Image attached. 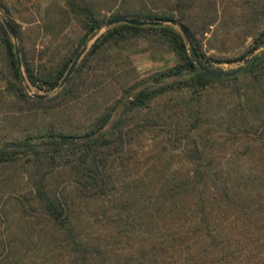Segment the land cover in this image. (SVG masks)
Listing matches in <instances>:
<instances>
[{"label":"trees","instance_id":"1","mask_svg":"<svg viewBox=\"0 0 264 264\" xmlns=\"http://www.w3.org/2000/svg\"><path fill=\"white\" fill-rule=\"evenodd\" d=\"M196 1L201 0H112L117 5L109 8L107 21L131 18L162 24L114 25L95 40L88 55L107 45L130 44L146 37L154 49L172 53L175 65L121 88L118 102L104 107L81 131L51 123L36 135L0 142V169L12 168L25 177L29 191L22 198L27 204L32 201L35 206L31 209H39L47 225L57 231V245L67 251L69 264H107L116 246L132 239L142 241L136 252L123 258V264H163L169 257L177 258V264L189 260L247 264L235 254L247 246L246 239H252L249 226L257 222L260 214L264 216V169L233 167L230 163L224 166L221 162L214 165L206 149L208 143L215 142L211 138L214 132L228 139L241 137L247 152L251 146L264 145V51L234 77H203L179 31L180 27L186 30L199 61L212 68L211 58L205 55L185 20L186 11ZM66 3L68 21L74 20L83 33L78 45L107 23L92 0ZM0 8L7 10L3 0ZM252 11L249 18L257 24V32L251 36V47L235 61L264 44V10ZM6 18L16 36L29 86L45 92L56 90L77 48L46 67L42 62L46 54L38 52L37 59L28 56L20 26ZM86 61L75 68L55 96H30L17 66L15 44L0 16V82L3 93L16 99L12 101L46 112L60 109L65 101L76 98ZM229 86L233 87L228 92L230 103L224 107L215 105L209 97L211 91ZM163 100L168 101L161 110L154 107ZM180 108L189 116H180ZM187 125L188 131L183 130ZM156 128L166 133L154 136L152 152L139 154L134 141L144 129ZM176 139L185 143L177 153L186 159V165L162 167L165 152L157 146L173 145ZM139 169L141 174L135 179L134 171ZM6 178L0 175L2 181ZM12 200L23 207L22 200ZM85 209L86 215L82 214ZM22 211L27 212L25 207ZM99 215L111 228H105L107 233L86 234L83 222H93ZM8 247L11 251L12 247Z\"/></svg>","mask_w":264,"mask_h":264},{"label":"rangeland","instance_id":"2","mask_svg":"<svg viewBox=\"0 0 264 264\" xmlns=\"http://www.w3.org/2000/svg\"><path fill=\"white\" fill-rule=\"evenodd\" d=\"M92 1L94 2L92 4H95L100 11L101 18L107 23L95 36L78 45L83 33L74 20L68 21L67 16L70 14L65 6L66 0H3L7 10L0 8V16L5 20L8 17L20 26L28 56L37 59L38 52L42 51L46 54V56L43 55L42 62L48 67L77 48V53L83 49L85 51L76 67L84 60L87 61L79 78L82 85L75 94L76 98L65 101L58 110L46 112L30 104L12 101L16 99L3 93L4 85L0 82V142L20 138L26 134L36 135L51 123L72 129L74 132L81 131L102 112L104 107L118 102L121 88L135 85L140 79L175 65L176 59L172 53L154 49L146 37L138 38L130 44L107 45L98 53L89 56L88 53L95 40L112 27L107 25L110 21H107L110 17L108 10L111 5H117L112 4V0ZM189 8L185 14V20L190 24L205 55L211 58L213 69L232 71L239 67H247L255 55L264 51L263 44L251 55L235 61L251 47V36L257 32V24L254 25L249 18V13L253 12L254 8L263 11L264 0H201L191 4ZM15 43L18 45L17 39ZM49 58H52L50 60L53 61L52 63L49 62ZM245 59L249 60L248 63L244 62ZM229 61L233 62L229 63ZM23 85L30 96L47 95V98L55 96L64 86L45 92L44 89L37 90L30 87L26 78ZM231 89L233 87H217L211 91L209 97L215 105L224 107L230 103L231 97L228 92ZM166 101L163 100L154 107L161 110L166 106ZM178 110H180V116H189L184 109ZM121 111L122 109H119V112ZM188 128H190L189 125L182 129L188 131ZM206 128L208 126H205ZM210 129L211 132L214 131L212 127ZM165 133L166 130L159 128L144 129L134 141V149H139L138 153L143 152L142 154L146 156L145 153L153 151L150 150L154 147L152 145L154 136ZM223 136H216L214 132L211 138H214L215 142L207 144L206 152H210L211 163L215 165L221 162L224 166H230L227 164L230 163L233 167L264 169V145L251 146L247 152L241 137L229 136L228 139ZM177 139L173 145L167 143L157 146L165 152L166 158L160 161L162 167L168 164L173 167L186 165V159L177 153L184 149L185 143ZM173 149L177 150L170 153ZM142 158L141 163L144 165L145 160L144 157ZM1 174L7 178L4 181L0 179V264H69L67 251L60 250L57 245V231L47 225L39 209L35 212L31 209L35 206L31 203L32 201L27 204L22 198V195L29 191V184H26L25 177L15 173L12 168H7L5 171L0 169ZM139 174H141L140 169L134 171L135 179ZM8 178L11 179L10 183L5 182ZM12 199L22 200L27 212H23V207ZM89 209L91 211L94 208ZM262 209L264 210V206ZM263 210L262 214H264ZM87 211L88 209H85L82 214L86 215ZM89 218L92 217L89 216ZM256 219L257 222L249 226L252 239H246L244 242L247 246L242 248V251L239 249L235 254L247 264H264V216L260 214ZM111 226L101 215L97 216L93 222H83L86 234L100 233V231L107 233L105 228H111ZM141 241V239H132L117 245L109 255L110 262L107 264H123V258L130 257L136 252ZM110 242L112 246V240ZM8 245L12 247L11 251ZM164 252L162 254H165ZM177 263V258L169 257L163 264ZM180 264H202V262L194 261L193 263L189 260L188 263Z\"/></svg>","mask_w":264,"mask_h":264},{"label":"water","instance_id":"3","mask_svg":"<svg viewBox=\"0 0 264 264\" xmlns=\"http://www.w3.org/2000/svg\"><path fill=\"white\" fill-rule=\"evenodd\" d=\"M3 23L6 27V29L8 30L10 36L12 37V39L14 40V43H15V40H16V37H15V34L12 30V28L10 27L9 23L7 22V20L3 19ZM118 24H129V25H135V26H146V25H161L162 23L161 22H152V21H146V20H137V19H131V18H116V19H113V20H110L108 22V27H111V26H114V25H118ZM180 32L183 34V36L185 37L186 39V42L188 44V46L191 48V52L194 56V59H195V64L196 66L198 67V69L200 70V74L203 76V77H206V78H209V79H218L220 80L221 78H229V77H234L236 76L238 73L242 72L243 70L246 69V67H239L235 70H232V71H223V70H217V69H213V68H208L207 66L203 65L196 53H195V50L193 49V45H192V42L190 40V36L189 34L186 32L185 29L183 28H179ZM85 51V49L81 50L80 52H78L76 54V56L74 57L70 67L68 68L64 78L62 79L61 83L59 84V88H61L67 81L68 79L70 78V76L72 75L74 69L76 68V65L80 59V57L82 56L83 52ZM15 56H16V60H17V66H18V69L20 70V74H21V79L22 81L25 80L24 78V75L22 73V66H21V61H20V54H19V48H18V45L15 43ZM249 60L245 59L244 62L245 63H248ZM27 88H29L27 86ZM34 98H37V99H46L47 98V95H38V94H33L32 95Z\"/></svg>","mask_w":264,"mask_h":264}]
</instances>
